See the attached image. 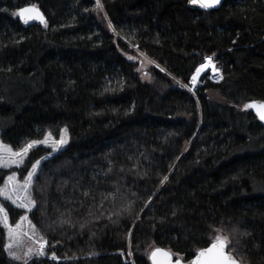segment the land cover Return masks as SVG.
Masks as SVG:
<instances>
[{
    "label": "trees",
    "instance_id": "obj_1",
    "mask_svg": "<svg viewBox=\"0 0 264 264\" xmlns=\"http://www.w3.org/2000/svg\"><path fill=\"white\" fill-rule=\"evenodd\" d=\"M100 2L0 0L1 142L16 151L68 130L52 156L37 146L0 167L1 187L42 160L35 206L0 203L12 226L27 214L47 241L44 255L15 261L0 225V264H151L157 247L189 261L216 230L239 264H264V126L243 109L264 100V0L208 12L187 0ZM29 4L47 27L14 15ZM132 47L152 62L147 79ZM206 56L222 80L204 76L190 93Z\"/></svg>",
    "mask_w": 264,
    "mask_h": 264
},
{
    "label": "snow or ice",
    "instance_id": "obj_2",
    "mask_svg": "<svg viewBox=\"0 0 264 264\" xmlns=\"http://www.w3.org/2000/svg\"><path fill=\"white\" fill-rule=\"evenodd\" d=\"M189 3L208 9L219 4L220 0H189ZM96 7L101 11L103 10V5L100 0H96ZM14 15H18L25 23H28L30 20H38L40 23L44 24L45 27H47V22L43 14L35 5L20 7ZM109 27H112L111 23H109ZM129 58L131 59V57ZM205 61L206 63H202L198 68H196L195 74L192 76L193 84L196 83L201 72L205 71L209 67L212 68L214 73L218 71L212 62L211 56L205 57ZM161 70L163 71V69ZM184 86L187 87V85ZM250 107L255 108L260 119L264 120V103H251L245 105L246 109ZM67 131L68 130L65 128L59 139H56L53 134L49 132L43 139L31 140L16 151H14L12 147L0 143V167H10L12 165H16L17 167L20 166L25 157H27L28 153L39 145L49 146L52 148L53 152L58 151L60 147L68 142L66 137ZM39 165L40 160L38 159L31 165L32 170L28 172L22 183L17 180V176L15 174L8 175L6 183L3 187H0V197H3L4 200L11 201V203L17 207L26 208L30 211L36 203L31 196V190L34 182L33 178L37 174ZM164 179L167 180V177ZM21 219L26 220L27 217H21ZM0 224L8 230L10 240L8 245L9 255L13 256L15 259H20L19 256H16L15 253L11 251V249L13 247V242H15L22 235L19 231L21 225L17 223L15 228L12 227L9 223L8 212L2 203H0ZM216 231L218 234L207 242V246L198 249L194 258L189 261L188 264H239L229 249V238L219 234L220 230ZM39 243L40 247L38 252L40 255H44V249L47 246V241L41 237ZM31 251L32 250L29 249L28 253L31 254ZM50 258L54 261L58 260L55 253H52ZM149 258L152 261V264H183V262L179 259L173 260V254L170 250L159 247L154 248L150 252Z\"/></svg>",
    "mask_w": 264,
    "mask_h": 264
},
{
    "label": "rangeland",
    "instance_id": "obj_3",
    "mask_svg": "<svg viewBox=\"0 0 264 264\" xmlns=\"http://www.w3.org/2000/svg\"><path fill=\"white\" fill-rule=\"evenodd\" d=\"M135 54L134 55H137L136 57L137 58H141V66L138 68V71L140 72L141 74V77L142 79H147L148 78V74H146L145 72L147 71V69L149 68V65L152 63H150V60L147 59L144 55L140 54L136 48L132 47L131 48ZM212 61L213 63H215V60L212 56ZM183 86V84H182ZM64 130V129H63ZM63 130L60 132V135L62 134ZM60 135H59V138H60ZM66 137H67V141H68V134H66ZM57 138V139H59ZM0 143L1 140H0ZM3 144V143H2ZM68 144V142L66 144H64L62 147L59 148L58 151L64 149L66 147V145ZM5 145V144H3ZM39 146H44V147H47L49 148L51 151H52V148L49 147V146H45V145H39ZM58 151H55V152H51V154L48 156H52L53 154H55L56 152ZM47 158V157H46ZM42 162V160L40 161V163ZM16 165H12L10 167H3V168H11V167H14ZM32 170V169H31ZM30 170V171H31ZM38 170V169H37ZM12 175V174H11ZM16 175V174H15ZM17 176V175H16ZM17 180H18V177H17ZM19 181V180H18ZM20 183H22L23 181H19ZM6 183V181H5ZM4 183V184H5ZM4 184L1 186L3 187ZM0 198H3V197H0ZM11 202V201H10ZM14 205V204H13ZM16 206V205H14ZM17 207V206H16ZM20 208V207H19ZM33 208V207H32ZM31 208V209H32ZM24 209L26 212H29L28 209L26 208H22ZM27 217L26 220H22L20 219L19 220V224L21 225L19 231L20 233L22 234L15 242H13V247L11 249V251L13 253H15L16 256H19L20 259H15L13 258V256L9 255V249H8V245L10 243V240H9V236H8V230L6 229V245H5V250H6V253H7V256L15 261H24V260H27V259H30V258H33L34 256H42L39 254L38 252V249L40 247V238L38 237L36 231H35V228L34 226L32 225V223L30 222V220L28 219V216L27 214H25L23 217ZM30 222V223H29ZM1 226H3L2 224H0ZM16 226V225H15ZM15 226H12L13 228H15ZM46 248V247H45ZM31 249V254L28 253V250Z\"/></svg>",
    "mask_w": 264,
    "mask_h": 264
},
{
    "label": "water",
    "instance_id": "obj_4",
    "mask_svg": "<svg viewBox=\"0 0 264 264\" xmlns=\"http://www.w3.org/2000/svg\"><path fill=\"white\" fill-rule=\"evenodd\" d=\"M226 0H220V3L219 4H217L216 6H214V7H212V8H208V9H204V8H201V7H199V5H193V4H191V3H189V0H187V2H186V6H187V8L188 9H190V10H196V11H201V12H208V11H213V10H218L221 6H222V4L225 2ZM30 5H33V4H29V5H26V6H30ZM25 7V6H24ZM37 7V6H36ZM38 8V7H37ZM39 9V8H38ZM39 11L41 12V10L39 9ZM42 13V12H41ZM43 14V13H42ZM44 16V15H43ZM17 17H18V19H19V21L21 22V23H23V24H29V25H32V24H35V25H39V26H41V27H43L44 26V24H42V23H40V21H38V20H30L28 23H25L18 15H17ZM44 18H45V16H44ZM45 20H46V18H45ZM251 103H264V100H252V101H249V102H247V103H245V105L246 104H251ZM245 105L243 106V109L245 110V111H249V112H251L257 119H258V121L264 126V120H261L260 119V117H259V115L257 114V110L255 109V108H252V107H250V108H245ZM164 249V248H163ZM167 250V249H166ZM194 258V257H193ZM192 258V259H193ZM177 259H179V260H181L182 262H183V264H188V262L189 261H191V260H189V261H184V260H182L181 258H175V257H173V260H177ZM149 260H150V258H149ZM150 263L152 264V261L150 260Z\"/></svg>",
    "mask_w": 264,
    "mask_h": 264
},
{
    "label": "built area",
    "instance_id": "obj_5",
    "mask_svg": "<svg viewBox=\"0 0 264 264\" xmlns=\"http://www.w3.org/2000/svg\"><path fill=\"white\" fill-rule=\"evenodd\" d=\"M206 57H209V56H206ZM213 60V59H212ZM213 62V61H212ZM202 63H206L205 61V57L203 58L202 62L196 67L198 68ZM216 67V69H218L217 72H213L212 71V68L210 67L209 71H205L203 73H201L199 75V77L197 78V81L195 84L192 83V76L195 74V71L192 73V75L190 76L189 78V81H188V84H187V87H185L190 93H194V91L201 85V80L204 76H206V78L210 81H212L213 83H219L221 82L222 80V74H221V71L220 69L216 66L215 63H213ZM196 70V69H195Z\"/></svg>",
    "mask_w": 264,
    "mask_h": 264
},
{
    "label": "bare ground",
    "instance_id": "obj_6",
    "mask_svg": "<svg viewBox=\"0 0 264 264\" xmlns=\"http://www.w3.org/2000/svg\"><path fill=\"white\" fill-rule=\"evenodd\" d=\"M210 67L208 69H206L205 71H209ZM205 71H202L201 73L205 72Z\"/></svg>",
    "mask_w": 264,
    "mask_h": 264
}]
</instances>
